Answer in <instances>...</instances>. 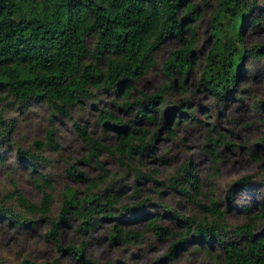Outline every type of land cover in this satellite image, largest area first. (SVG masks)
Here are the masks:
<instances>
[{
	"label": "trees",
	"instance_id": "trees-1",
	"mask_svg": "<svg viewBox=\"0 0 264 264\" xmlns=\"http://www.w3.org/2000/svg\"><path fill=\"white\" fill-rule=\"evenodd\" d=\"M257 9L256 0H219L215 5L213 46L206 58L201 86L220 101L237 97V83L248 70V58L264 56L263 46L249 47L242 39L245 24L262 23L261 11L257 13ZM197 13V7L189 0H0V150L13 127L4 112L15 106L27 109L39 103L51 111L47 142H35L40 150L58 149L52 122L56 114L70 116L73 107L98 102L102 95L111 94L116 105L119 100L120 109L134 110L138 124L154 122L158 110L167 118L177 109L168 107L167 94L175 89L184 91L185 77L192 71ZM172 40H177L180 47L171 50L163 63L167 82L155 93L133 97L136 82L156 64V52ZM98 122L114 130L113 146L103 144L74 122L78 137L89 148V157L98 160L107 152L137 180H152V173L146 175L139 164L152 150L158 132L148 136L143 126L123 122L107 109H101ZM207 139L210 145L223 142L233 146L222 135L215 138L210 134ZM19 154L33 172L44 161L29 150L20 149ZM185 166L170 177L167 188L188 198L200 217L168 210L185 232L177 234L183 238L176 245L193 240L201 245L209 243L211 247L219 246L222 264H264V236L255 234L251 224L230 227L224 222L218 202L200 201L199 181ZM68 172L75 180L87 181L88 187L83 195L73 189L64 194L60 215L46 235L59 248V229L65 220L79 218L80 230L86 233L103 219L115 217L113 209L119 202L117 192L94 191L95 179L88 178L84 172L74 167ZM39 177L50 187L43 175ZM252 182V177L247 176L234 185L246 186ZM6 199L15 200L27 214L39 213L42 218H48L52 198L47 193L40 205H36L14 186ZM261 205L264 213V203ZM144 208H147L144 201L133 206L126 204L120 215L138 212L148 218L149 227L157 237L176 235L159 224L157 215L149 214ZM0 218L27 228L36 224L28 216L4 207L0 208ZM141 237L139 232H125L118 224L111 232L113 241L131 243ZM68 250L78 259L84 257L83 246ZM21 264L36 263L24 259Z\"/></svg>",
	"mask_w": 264,
	"mask_h": 264
},
{
	"label": "rangeland",
	"instance_id": "rangeland-1",
	"mask_svg": "<svg viewBox=\"0 0 264 264\" xmlns=\"http://www.w3.org/2000/svg\"><path fill=\"white\" fill-rule=\"evenodd\" d=\"M189 1L198 11V20L194 23L193 67L185 77L184 91L175 89L167 94L168 107H177L167 118L158 110L154 122L138 124L134 110L120 109L119 100L116 105L111 94L102 95L98 102L73 107L70 116L56 114L52 122L58 149L40 150L35 142H47L51 111L39 103L27 109L17 106L6 109L4 116L13 127L0 150V208L26 215L36 224L27 228L0 218L1 264H21L24 259L36 264H222L218 245H201L195 240L176 245L183 238L177 234L185 232L171 213L200 217L188 198L167 188L170 177L185 165L199 181L200 201L210 203L213 199L218 202L224 212V222L230 227L251 224L255 234L264 236L261 205L264 203V56L248 58V70L237 83V97L218 100L212 92L202 88L201 81L207 55L213 46V16L219 0ZM256 3L262 23L245 24L242 39L246 46L264 47V0H256ZM179 47L178 41L172 40L156 52V64L136 82L133 97L155 93L167 82L163 63L170 51ZM101 109L113 111L123 122L143 126L148 136L158 132L152 150L139 164L146 175L152 173L150 176L154 180H137L107 152L98 160L89 157V148L78 137L74 122L103 144L113 146L116 143L114 130L98 122ZM166 119H169L167 125ZM210 134L215 138L222 135L233 146L223 142L210 145L207 139ZM20 149L44 159L36 165L37 172L21 159ZM72 167L95 179L94 191L117 192L119 202L113 209L115 217L103 219L86 233L80 230L79 218L65 220L59 229V248L46 235L60 215L64 194L73 189L83 195L88 187L87 181L72 178L68 172ZM40 174L50 187L44 184ZM247 176L252 177V184L234 185ZM165 182L166 185L162 184ZM14 186L36 205H40L45 193L49 194L52 199L48 218H42L39 213L27 214L15 200L6 199ZM142 201L147 205L144 211L157 215L159 224L176 235L164 239L157 237L149 227L148 218L138 212L120 215L124 205L133 206ZM244 207H248V211ZM116 224L125 232H139L142 237L131 243L113 241L111 232ZM74 246H83V258L70 254L68 248Z\"/></svg>",
	"mask_w": 264,
	"mask_h": 264
}]
</instances>
